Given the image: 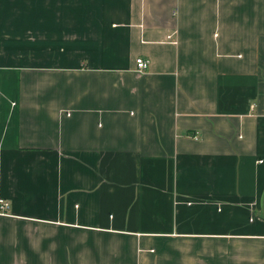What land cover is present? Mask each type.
Listing matches in <instances>:
<instances>
[{
    "label": "crops",
    "instance_id": "0c3cea01",
    "mask_svg": "<svg viewBox=\"0 0 264 264\" xmlns=\"http://www.w3.org/2000/svg\"><path fill=\"white\" fill-rule=\"evenodd\" d=\"M0 199V264H264V0H0Z\"/></svg>",
    "mask_w": 264,
    "mask_h": 264
},
{
    "label": "built area",
    "instance_id": "2783aa9c",
    "mask_svg": "<svg viewBox=\"0 0 264 264\" xmlns=\"http://www.w3.org/2000/svg\"><path fill=\"white\" fill-rule=\"evenodd\" d=\"M137 70L140 72L146 71L149 67V61L144 58H138L136 60ZM8 202L4 199H0V213H5L8 209Z\"/></svg>",
    "mask_w": 264,
    "mask_h": 264
}]
</instances>
